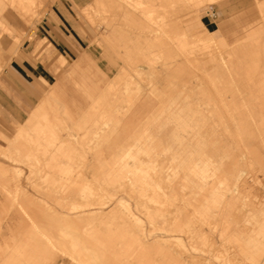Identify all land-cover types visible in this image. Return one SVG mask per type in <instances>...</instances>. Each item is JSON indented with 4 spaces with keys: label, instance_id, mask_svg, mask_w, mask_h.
Listing matches in <instances>:
<instances>
[{
    "label": "rangeland",
    "instance_id": "obj_1",
    "mask_svg": "<svg viewBox=\"0 0 264 264\" xmlns=\"http://www.w3.org/2000/svg\"><path fill=\"white\" fill-rule=\"evenodd\" d=\"M46 1H47V6L45 9V13L47 10H51V8L54 7V4L58 0H46ZM163 1L164 0H156L157 3H162V4H163ZM171 1H172V3H171ZM173 1H175V0H165L164 1L165 3L168 2V4H170L171 6H173L175 4L178 6V7L173 6V8L171 7L172 12L170 15L171 20L169 21L170 26H168V28L166 29V32H164V33L161 30H159L160 33H158V30H157L158 28L155 29L156 26L152 22H150V19L147 17L149 19V23H151L153 25V26H151L148 23L147 18L145 19V16H144V14L142 15V13H139V12L134 13L132 18H131L132 20L130 18H128L129 17L128 15L127 16L124 15V16H126L124 18H123V16H121L119 18L118 22H120V24H121L122 38L119 40L120 43L118 46H114L111 48L113 50H130V54H129L130 55V65L132 64L139 71V73L136 72V75L139 74L138 77L131 78V81L143 84L142 86H144V84L147 82V85L144 88L140 87L139 85H133V86L129 85V89L122 95V102L121 103H123L122 104L123 108H122V112H120V114H124L133 104H134L133 107H135V105L137 103H139L140 99L144 97L143 95L141 96L143 90L148 89L149 91L152 90L154 96L153 95H150V96L153 99L157 98L158 104L148 114V118H145V119L142 118L144 120H142L141 123L146 122V121H154V119L151 116L159 114L160 112H161V114L167 115L168 117L167 118L163 117L162 119H159L158 125H160V124L162 125L163 123H165V124H163L164 126H162V127L160 126V128H159V126L155 124V125H152V127L150 128L152 136H153V140L155 142L160 140L159 143L157 142L159 145L154 143L155 145H157V151L155 150L156 147L152 150L153 152L151 151L152 157L146 156V158H143L145 155L141 154L142 157L139 160V164H138V162L135 161L137 159H134V162H132L133 160L132 161L130 160V162H129V160H127L126 162L124 161L125 164H122V163H120V161H117V160L115 161L112 158V159H110L109 163H108V159L106 162L103 161L104 164H107L105 166L103 164L102 160L94 159L95 161H93V158L90 157L91 156L90 153L87 154L88 159L87 158L82 159L83 161L81 159L77 158L76 161L80 160V162L82 164L80 162L79 163L76 162L77 163L76 164L75 160H73V162L76 165L72 164V167L76 166L78 168V170H77L78 172H76L75 169L73 168L74 169V172L72 173L73 175H70L69 177L71 179L79 178L82 180L85 179V177H86V180L89 181L86 183H88L90 186H92L93 191L96 192V194H94L95 192H93L91 190L92 197L96 196L94 199L91 197V194L89 193L90 191L89 192L87 191L89 194L87 196V198L90 197V199H87V198H80L79 197L80 194H77L78 192L77 193L75 192L78 190H76L74 188H73L74 191L72 189H70L69 192H68L69 189L68 190L62 189V191L64 190V192L67 191L65 193L62 192L61 189H59V190L52 189L51 182H48L46 179L51 181V179L56 178L54 180L53 184H58L57 181L59 178L57 175L52 177V176L43 174L42 170H38L39 168H42V166L44 165L45 160L44 161L42 160L41 164H39L41 159H43V158H40L39 160H37V163L40 165V167L38 165H35V166L31 165L32 163L36 162L35 160H26L25 161V159H23L24 160L23 161L21 158H17L19 156H18V154H16L17 153L16 149H13V147L16 146V141H15L17 139L16 133L18 131L17 129L19 128V127L17 128V125H20V127H21L23 123L25 124V122H26L25 120L30 117V119L28 120V127L26 128V130L29 131L32 128V125L36 119V117H35V106L36 105L32 109H30L28 113L24 112L23 116H21L20 118H14L13 115L15 114V111L17 110V108L19 109V107H21L20 105H22V104H20V103L10 104L8 102H2V103L0 102V164L1 165L4 164V165L0 166V168H2L3 171L6 170L5 174H0V207H1V204H4L6 206L8 205L7 207L5 206L7 213H6V211L5 212L3 211L0 214L1 219H2L1 225H0V233L5 232V223L7 221L11 220L14 223V219L16 217H18V215L20 214V213L19 214L17 213L18 210L21 207H24L23 202L28 201L29 203H31L30 205H32V207L35 208V210L37 212L38 211L40 212V213L39 212L37 213L38 216H40L39 222L37 224V228L32 230L33 234H32L31 244H33V245L37 244L38 248L40 247L41 250L40 249L39 250L41 251V253L38 256H39V258H42V263H38L37 262V256H35L34 258L29 260V257L23 254L22 256H20L18 258L11 259L14 262L7 263V264H15V263L16 264H20V263L21 264L22 263L23 264H27V263L29 264L30 261L37 262L38 264H74V263L83 264L80 261V258H84V257H87L88 259H90V258L88 256H81L79 254L75 255L74 257L69 256L70 243L68 241V235L70 233L73 234L74 232H76V233L82 232V231H84L86 229H90V228L91 229L98 228L103 232L125 231L129 234H133L132 236H135L137 238L141 237L139 239L140 240L142 239V240L141 241L139 240V241L143 242V245L145 246V247H143V249L145 248V250L147 251V254L154 261L155 264L156 263L157 264H160V263L165 264L162 262H166V264H264V254H262L264 252H262L261 253L262 255H260V252L257 251L258 250L257 248H259V246L254 247L253 245H251V242H253V244H255V245L256 244L264 245V239H261L262 237H264V221H261V220H264V219H262V218H264V59L259 61L257 59V57L254 56V52L256 51L254 49V47L248 46V45H250V44H248V42H255V40H256L255 37H253L254 39L248 37V35L251 34L252 31H253L252 33L254 36L261 35L262 38H264V30H262V29H264V28H262V27H264V25H261V23H259L261 21H264V19L260 18V17L264 16V14H262V12H264V0H257V1L253 0L254 8H256V9H255V14L251 17L250 21L236 22V23L230 25V28H227L225 30L217 29V31H216L217 33H215L214 38L210 39V37L208 38V35H205V34L202 35V34L186 33L185 32L187 35L185 38V41L188 43L186 45V47L188 46V49L191 48L190 50H192L191 51V58L194 55L198 56L197 58H199V59L197 62H199L201 60V58L199 56L202 55L203 53L205 54L204 50H212L213 52L216 51L213 53V54H215V60H213L212 63H215L216 66H217V63L220 64V65L218 64L219 66H221V63H222V65H225V64H227V62H225L224 60L225 59L228 60L231 57L229 51L233 50V51H236L237 56L240 55L238 58H240V57L242 58V59L240 58V61H237V64H239L238 66H241V67L243 66V68H245V66H246L247 69L250 67V69H248L247 71H249V72L251 71V73H252L251 78L246 79V78H243L241 76H237L234 79H231V82L233 81V83H231L229 85V87H228V85H225V86L218 85V86L213 87L212 86L213 84L210 83V81L212 82V80L210 78H209V80H207L208 77H206V75H204L202 72V70L204 69V67H203L204 65L202 66V64L204 63L205 66L207 64V67L210 68L209 65H211V61H209V59L207 60L205 57H203L205 59L202 58L201 61H203V60H205V61H203V63L200 61L202 64L196 63L195 65L198 67L197 68L198 70H197V69H195L196 67L192 68V66L194 64H193V62L191 63V61H189L191 59L189 57L190 54L186 53V52H189L190 50H186L185 47H184L185 50H180V49H184V48H180L179 46L176 47L174 45V42H175L174 35L176 34V28L178 27V24H176L177 19H180L182 17L181 18V20H182L181 24L184 25L186 23L185 21L189 18V15L187 16V14H189L191 11H192V13H190L191 14L190 16H196V14H197V16H199L201 19L206 18V17H208L209 19H216V14L214 12L215 10L213 9V7H214L213 3H209L208 0H202L203 2L204 1L205 2L203 3L201 1L200 3H203L204 5L202 4L203 5L202 6L199 3V5H198L199 7L197 6V8H196L197 11L195 12L196 13L195 14V13H193L194 11L192 10V4L190 3L191 2L190 0H188L189 2L186 0V2L185 3L183 2V3L186 4L185 6L190 5L191 9L189 6H188L189 7L188 8V7L181 5V4H183L181 2V0H178L180 2L176 1L178 4L180 3L179 5ZM182 1H184V0H182ZM81 2L83 3L81 6H75L74 4L70 5L69 1H67V3L65 4V7H63L62 9L64 10L65 14H72V15L79 17V19L82 20V22H81L82 26H88V27H91L93 29V36L91 39V44H92V46H95V44H97L99 42V40H101L102 37H104V35L108 34L109 29H107V25L105 24L102 15L97 11L96 6L91 8V11H89V9L87 7L91 2L89 0H81ZM119 4L121 5V6H119L121 9L122 8L123 9L128 8V9L134 10V11L136 9L137 10L139 9V8L135 9L133 7H129L126 0H120ZM205 4H206V6H205ZM255 5H257L258 8ZM179 6H181V7H179ZM116 7L117 6L112 5V3H111L110 6L107 8L106 16L108 15L111 18L112 12L116 9ZM174 7H177V8H174ZM187 9H189V10H187ZM257 9H258V11H257ZM4 10H5V13L7 15L6 18L8 19L10 24L18 32H22L24 34V39L19 44L18 48L19 47L25 48V46L31 40L36 38L35 25L39 21H41V18L43 16L34 22H29L27 20V17L21 16L15 8L13 9V7H11L9 5H6ZM87 10L89 12H86ZM137 10H136V12H137ZM188 11H189V13H188ZM127 13L132 14V11H130V13L129 12H127ZM37 14H39V12L36 10L35 15H37ZM184 16H187L188 18H186ZM255 19L257 22L255 21ZM145 21H147V22H145ZM262 24H264V23H262ZM147 25L151 26L152 29L155 26L154 29L157 32L154 33L153 32L154 30H152L151 28H148V29H150L152 31H150V30L148 31ZM259 26H261V27H259ZM256 27H258L259 29L261 28V29L260 30L258 28L256 29ZM210 31H215V30H210ZM161 32L163 33L162 35H161ZM159 34L161 35V37L159 36ZM145 35H147V36H145ZM157 36H159L160 38H158ZM153 37H157V38H153ZM219 37L223 38L224 42L226 43V46L218 45L217 39ZM147 39H148V41H151V42L147 43L148 42ZM207 40H209L210 42H208ZM245 40H246V43H245ZM262 40H264V39H262ZM0 41H1V45L3 47L2 51L7 52L8 51L7 48L13 42V37L11 35H8V33L2 32V34L0 35ZM115 41H116L115 43L118 44L117 40H115ZM219 41H221V40H219ZM158 42L161 44V46H152V45H158L157 44ZM203 42L204 43L206 42L208 44V46L207 47L203 46V44H204ZM89 43L90 42L88 40H83V45H88ZM236 43L238 46L235 45ZM148 45H149V47H148ZM51 47H52L51 44H49V42L47 40L41 39L38 41V44H37V47L35 50H39V54H40V53H42V50H51ZM225 49L226 50L228 49V50L225 51ZM251 49L252 50L254 49L255 51L253 52ZM161 50L164 54H167L166 51H168L167 56L173 57L176 55L175 61H173V63H176V64L177 63L179 64V62L182 63L181 60H183V58L188 55L187 57L190 59H188V58L184 59V60H186L185 63H183V67L185 68V70L183 69L182 73L181 72L179 73L180 75L179 74L173 75L174 70H172V68H170L167 64H165L164 60L162 61L163 64L161 63L160 60L163 59L162 57H159V59L157 57V61H155V64H154L155 67L153 70L148 71L145 69V66L147 68V61H146L147 57L149 58V56L151 54L156 53V51L160 52V56H161ZM241 50H243V52H241ZM262 50H264V49H262ZM18 51L19 50H16V52L11 56V58L9 59L7 64L3 67L2 71L0 72V82H1V78L4 76L6 69L9 68L11 60L13 58H15ZM153 51H155V52H153ZM218 51H221V52H218ZM238 51H239V53L240 52L241 53L239 54ZM176 52L177 53L179 52L178 53L179 56L176 54ZM227 52L229 54H227ZM248 52L252 53V55L251 54L249 55ZM196 53H198V54H196ZM157 54L159 55V53H157ZM192 54H194V55H192ZM234 54L235 53H232V56ZM262 54H264V53H262ZM262 54H260V55L262 58H264V55H262ZM222 55H224V56H223V58L222 57L221 58L224 60H222L220 58V56H222ZM228 55H230V56L227 57ZM182 56H184V57H182ZM204 56H206V55H204ZM172 57H171V60H174V58H172ZM187 59H188V63H187ZM220 59L222 61H220ZM184 60H183V62H184ZM242 61H243V63H242ZM250 61H251V63H250ZM2 63L3 62L0 60V70H1ZM189 64H191L192 66ZM240 64H243V65H240ZM130 65H129V67H131ZM202 67H203V69H202ZM207 67H205V69ZM199 68H200V70H199ZM205 69L203 71H205ZM207 70L208 69H206L205 74H207ZM209 71H210V69L208 70V72ZM240 71H241V69H239V72ZM121 74H124L125 76L128 75L127 73H124V71H122L119 75L116 76V79L119 81L122 80L119 78V76ZM240 78H243V79H240ZM222 80H224V78H220V79L216 80L215 82H219V84H221ZM124 81H128L131 84V81L127 80V77L124 78ZM184 82H186V84H188L187 87H186V84ZM222 82H224V81H222ZM10 83H11V80H6L7 86L6 85L0 86V88L4 87L2 90L5 91L6 94H9ZM189 84L191 87H189ZM246 84H248V85L246 86ZM104 88L106 89V91H104V94H105L104 98H106V94H108L107 95L108 99L107 98L106 99L110 101L112 99V95L110 93L112 91L113 86L104 87ZM136 88L138 89L139 93H136ZM223 88L226 90V93H228V94H229V92H227L228 89L232 88L231 89L232 91L230 90L231 94H229V96H228L229 98L228 97L226 98L225 95L223 94V92L222 93L219 92V90L223 89ZM50 89H51L50 87H47L46 91L44 92V96H43V99L45 100V105L47 104V106L50 104L53 105L55 103L52 100V97L48 98L49 96H51V93H50L51 90ZM107 89L110 92H108ZM220 91H222V90H220ZM240 91H243V92H240ZM217 93H219V94H217ZM0 96H1V93H0ZM140 96H141V98H139ZM45 97L48 100L45 99ZM168 98L169 99L178 98V102L175 104L174 103L170 104L168 102ZM87 99H88L87 100L88 102H86V104H89L91 101L89 98H87ZM222 99H224V102L222 101ZM229 99L230 100L233 99V100L230 101ZM50 101L53 103H51ZM55 104H57V103H55ZM225 105L226 106L227 105L228 106H236L238 108H236L235 110H226L224 108ZM208 106H210L212 109L211 110L206 109V108H210ZM244 106H249L250 109L246 110L244 108ZM161 107H164L163 111L160 110ZM178 108H181V110ZM63 112H64V115L63 114L58 115V113H61V112H59V111H58V113L56 112L55 113L56 114L55 120L60 119L59 121L62 124L61 126H65L63 124L67 123V122H68V124H70L72 121L75 120V123H76L75 127L69 126V127H67V129L71 128L72 131L76 130L78 132V135L82 134V130H83V132L84 131L85 132L90 131L92 133L93 130H97V132H98V130H100V129L101 130L99 131L100 132L99 134H101V133L103 134L102 130L107 131L109 128H111V126H109L110 120H108L110 117H106L107 122L109 123V124L107 123L108 126H106V124L105 125L104 124L93 125L92 123H90L92 121L91 120L92 118L90 117V119H87L88 121L89 120L90 121L89 122L87 121L85 123V125L83 124L84 126L82 127V126L78 125V124H81L82 120L84 119V118L80 117V116H83L82 111H80V110H69L68 112L62 111V113ZM184 114H185V116L187 115L185 118L184 117L182 118V120H184V122H185V125H186V123H187V125H189V121H190V125L192 124V127H194V130H192V127H190V126L188 127L186 125L187 129L185 128L186 126L185 127L180 126L181 130L184 128L186 131L183 129V131L179 130L180 131L179 132L178 131L179 126L177 127L176 125H174L175 123L173 124V122H175V121H172V120L175 119L174 118L175 115H184ZM211 114L212 115H220V116H222V118H216V119L209 118L208 116H210ZM230 114L234 115L233 119L228 117V115H230ZM249 114H250V116H248ZM49 115L51 116V113ZM62 115H63V117H62ZM71 115L75 116L77 119H71L73 117ZM78 115H79V118H78ZM192 115H194V116H192ZM201 115L205 116V117H202L205 120H203L201 118V120L203 122H205V124H204L203 128H202V126L197 128L196 126H194V124H195L194 121L201 123L202 121H200V119H199L201 117ZM60 116H61V118H60ZM64 116L68 117L69 119H67ZM70 116H71V118H70ZM190 116H192V117H190ZM75 117H73V118H75ZM189 117H190V120L187 121L189 119ZM65 118L68 121L67 120L63 121V119L65 120ZM165 118H166V120H165ZM121 119L124 120V118H121ZM197 119H199V121ZM30 121H33V122L30 123ZM163 121H166V122H163ZM191 121H193V122H191ZM214 121L227 122V124H231V122L234 121L236 123H241V124L242 123H248L250 126L249 127H239V128L230 127V126H228L227 128L214 127L212 125L213 124L212 122H214ZM168 123H169V125H168ZM15 124H17V125L15 126ZM58 124H60V123H58ZM58 124L56 126L61 127ZM205 125H206V128H205ZM156 126H158V127H156ZM58 127H56V128H58ZM195 127H196V129H195ZM15 128H17V129H15ZM62 128L64 130L66 129V127H62ZM62 128L57 129V131H58L57 135L59 134L58 137L60 135L61 136L63 135L62 137L65 136V131L67 129L65 131L60 130ZM84 128H85V130H84ZM174 128H176L178 132H176V129H174ZM118 129H119V127H118ZM142 129H144V128L136 127L133 130V132L131 133V135H129L126 140H128V141L134 140L136 138L135 135L138 136L136 133L137 130H142ZM198 129H199V131L204 132V135L209 139V145L208 144H206V146L204 145L203 148L205 147L204 148L205 150L204 149L203 150L206 152L208 151L207 152L208 154L211 152V154H209V155H211L212 159H214L216 162H219L221 160V162H222L221 166L222 167L220 166L219 171L220 172L222 171L221 168H224L227 170L226 174L223 171L221 172L222 173L221 175H224V177H222V179L226 178V183H228L231 186V188L233 186V189H231L232 191L231 190L224 191L225 198L233 201V204H232L233 207L231 206L230 209L228 211H226L227 214L225 216H223V218H222V220H225L224 218H226V216H227L226 219L228 221L225 220L226 221L225 223L227 224V226H222V224L220 223L221 214L223 213L222 210L224 209V207H222V206H224V205L220 204L219 206H221V207H219L218 205L214 206V209H212V210H214L213 211L214 214L210 213L211 215L206 216L204 218V221L200 218V216L197 213H195L193 211L196 209L201 210V208L198 206H194L196 208V209H194L193 204L196 201H198V202H202V200L204 201L205 197L207 195L211 194V192L205 190L203 192H200L201 194L202 193H204V194H202V196H199L200 193L198 192V190L194 191V189H191V188H195L197 185H200V184L201 185L203 184V186L210 185V184L221 185V182L218 181L217 176L206 175V178H204L205 181H202V183H201L198 181L196 176H195V178H194V176L193 177L190 176L192 173L191 174L186 173V171L190 172V167H194L193 162L196 163V161H197V159L195 158L196 157L195 153H197V151L199 150V147L197 148V151H196L195 145H197V144L194 143V142H196V140H194V139H195V136H197L195 130H198ZM15 130H16V133L14 132ZM172 130H173V132L175 131L177 134H181L183 136V138H185L186 136L188 138V136H189L190 140H188L187 138L186 139L190 143L188 144L187 143L188 141H186V139H183L184 140L183 142L186 141L185 142L186 144L183 143V144H178L176 146L177 143L175 142L176 141L175 136L177 134L175 132L173 133ZM227 130H228V134H227ZM236 130L252 131L253 132V133L249 134L250 141H251V144L249 146L245 145V144L240 145L241 144L240 142H237V144H236V141H233L234 139L231 140L232 138L230 137V135H233L232 132L236 131ZM170 131H171V133H173L174 135L176 134V135L174 136L173 134L169 133ZM184 131L186 134L183 133ZM188 131L191 133H189ZM193 131H195V135L193 134ZM214 131H221V133H222V134H220L221 139L222 138L224 139V140L222 139L223 141L219 142L220 145L218 147L217 146L214 147V144H213L214 136H219V134H214L213 133ZM258 132H260V133H258ZM91 133L88 134V135H90V137H92V138H89V139H91V142H90V140L88 142L90 144H92V140L94 138H96L95 136L98 134L97 133L95 135V134H93V133L91 134ZM166 133L169 135V137H170V135H172L171 136L172 140L175 139V141L173 142L170 138L168 139ZM206 133L208 136L206 135ZM224 133H226V134H224ZM99 134L97 136H99ZM13 136H14V138H13ZM105 136H108V135L106 134ZM211 136H212V139H211ZM227 136H228V138H227ZM123 137H124V135H121V133H111V134L109 133V136L106 138L109 140H117V139L122 140ZM166 138L168 141L166 140ZM191 138H192V140H191ZM229 138H230V140H229ZM60 139H63V138H60ZM155 139H157V141ZM229 141H231V143H229V145H228L227 142H229ZM232 141H233V143H232ZM174 143H176L175 146H174ZM167 144H169V145H167ZM192 144H194V145H192ZM130 145L131 144L123 142L122 145L117 146V145H113V143H111L110 141H107V140L102 143V146H104V147H107V148L113 147L114 149H118V150L120 148L121 151L126 149ZM184 145H186V146L184 147ZM243 145L245 146L244 148H243ZM31 146H33L32 143H27V147H28L29 151H33ZM115 146H117V147L115 148ZM158 146L163 149L162 152H160V153L163 156L166 154L165 155L166 158L159 156L160 154L158 151H161V149ZM164 146H166V148H164ZM180 146L182 147V149ZM192 146H194V147H192ZM29 147H31V148H29ZM183 147L184 148L187 147L189 149V150L187 149L189 152L186 153L187 151ZM158 148H159V150H158ZM168 148L171 151H172V149H174V150L177 149L176 150L177 152L174 150L172 152H170V150ZM168 150H169V152H168ZM178 150H179V152H178ZM181 150H185L186 152L181 151ZM192 150H194V153L192 152ZM245 150L247 153L245 152ZM163 151H165V154ZM248 151H250V156L248 154ZM13 152H15V153H13ZM114 152H115V150H114ZM156 152H157V154H154ZM167 152H168V154H167ZM171 153H174V154L179 153L183 156V158L182 159H179V158L172 159V160H175V161H172L171 158L169 157L170 155H172ZM189 153L192 155L195 154L194 155L195 157H192V155H190ZM245 154H247L248 156H246ZM188 155H189V158H187ZM153 156H155L156 159L157 158L158 159L156 160L155 157H153ZM184 156H185V159H187V160L184 159ZM221 156H222V158H221ZM149 157L151 159H148ZM163 158H165V159H163ZM142 159L146 162L149 161V164L147 163L149 166L151 165V163L152 164L155 163V165L153 164L154 166H156L155 170L153 169L154 166H152V165H151V167H153V168L151 170H150L151 167L149 168L148 165L143 166V165H146V162H144L145 163L144 164L142 162L143 161ZM178 159L181 161H184L185 163L184 162L183 163L185 165L183 163H181V166H180L179 163L181 161L179 162ZM188 160H192V161H188ZM28 161H30V164ZM31 161H32V163H31ZM186 161H188L190 163H188ZM23 162L24 163L28 162V163L24 164ZM140 162H142V164ZM172 162L174 164H178L177 166L179 167V168L177 166L174 167V169L178 170V172H179V174L174 173V177H175V175H179V177H180V178L178 177L179 179H176L178 181L177 182L178 184H176V186L172 182V181H175V179L174 180L170 179V177L173 175V173H172V175L171 174L169 175L170 177L169 176L167 177V175L164 176V174L160 172V170H162V167H164L163 164H165L167 166L168 164H170ZM175 162H177V163H175ZM191 162L193 164H191ZM42 163H43V165H42ZM130 163L132 164V166H134V164H135L137 166L142 165L143 167L148 168L150 171L149 179L151 178L152 181L154 179V183H156V184L158 183L159 185L163 186L164 182H162V181H164V180H162V179L164 177H165L164 179H167L169 181H165V185H164L163 189L157 188V189H155V191H152L149 189H146V191H145V189L137 188V187H140L139 183H135L136 187H135V184L132 187L133 182H131L129 179V178H131V175L128 171H125V168L130 169L132 167ZM186 163L188 165H186ZM87 164L89 166H87ZM114 164H116L117 166ZM120 164H122L124 167H122V165L120 166ZM127 164H129L131 167H129V165H127ZM29 165H31V166H29ZM85 165L88 167V168H86L87 171H85V169H84L86 167ZM94 165H96L97 168H95V170H97L98 172L92 171V173H96V174L99 173V174H97L98 177L95 174H92L90 171L91 168L94 169V167H95ZM103 165H104V167H103ZM109 165H111V166H109ZM142 166H140V167H142ZM188 166H190V167L187 168ZM34 167L37 170H35ZM120 167H122L123 169L122 168L120 169ZM180 167H181V169L182 168L184 169V172H183V169H182V171L180 170ZM81 168H83L84 170ZM158 168H159V170H158ZM80 169L82 172L80 171ZM186 169H189V170H186ZM34 170H35L36 174H35V172H33ZM113 170H115V171H113ZM109 171H113L114 175L112 178H110V180H107V179H105V178H107L106 173ZM85 172H86V174H85L86 176L84 177L83 174ZM158 172H160L161 174ZM180 172H182V173H180ZM6 173H7V175H6ZM74 173H75V175H74ZM153 173L155 174V177L152 176ZM76 174L78 176H76ZM181 174L184 177L186 175L185 179L187 178V182H185L186 180L184 179L183 176H181ZM91 175H95V176H91ZM192 175H194V174H192ZM156 176L160 177L158 179L162 180V181L160 180L162 184L159 183ZM161 176H163V177H161ZM188 177L191 178L192 181L188 182V179H189ZM175 178H177V176ZM181 178H183V179H181ZM149 179L146 181L147 184L146 183L143 184L145 187H149V185H151V187H152L153 182H148V181H150ZM155 179H157V180H155ZM126 180L127 181L129 180V182H131V183L130 184H129V182L126 183L127 182ZM131 180H132V178H131ZM74 181H75V179H74ZM74 181L73 182L67 181V184L71 183V185L73 187H74V185L77 186L80 184V182L76 181V182H78V184H76ZM107 182L108 183L112 182V183L108 184ZM183 182H185V184L188 183V185L186 184V186H185V184ZM114 183L116 185V188L114 187L115 189L113 187L111 188V186H114L113 185ZM166 183L171 184V185H166ZM189 183H190V185H189ZM5 184H6L7 188L2 187L3 185L5 186ZM179 184L181 186L183 185L185 187L182 189V187L178 186ZM155 185H154V187H156ZM94 186L97 187V189H95ZM177 186L180 187L179 188L180 192L183 190V193L182 192L181 193L184 196H181L179 190L177 189ZM234 186H235V189H234ZM121 187H122V189H121ZM129 187H131L132 189L130 188L131 189L130 190ZM166 187L168 189H166ZM175 187H176V190L173 191L171 188L174 189ZM208 187L205 186V188H208ZM118 188H120V189H118ZM123 188H124V190H123ZM133 188L135 189V191ZM136 189L142 190L141 194H140V190H136ZM159 190H161V191H159ZM168 190H172L173 192L168 191ZM184 190L188 191V192H184ZM7 191H8V193H5ZM147 191H149L150 193ZM190 191H192V192H190ZM164 192H166V193H164ZM175 192L179 196V199H177V198L175 199L176 201L172 197L173 193L175 194ZM75 193H76V196H75ZM85 193L86 192H84V194ZM144 193H146V194H144ZM159 193L161 195H163V193H164L165 196L167 195L168 199L170 198L172 200V202L173 201L174 202L173 203L165 202V205H164L163 201H162V203H160L159 201L154 202L153 199L151 200V198L147 197V194H149V195H160ZM197 194H198V196H196V197L197 198L199 197L198 199L194 197ZM66 195H70V196H67L68 197L67 198V197H65ZM86 195H87V193H86ZM192 195H194V196H192ZM204 195H205V197L202 198ZM181 197H182V199H184V202H183V200H181ZM24 198H26V199H24ZM95 199L99 200V201H96ZM158 199L159 200H161V199L165 200L164 198H158ZM6 200H8V201H6ZM85 200H88V202ZM93 200H94V202H93ZM80 201L83 204L79 203ZM186 201L188 202V204H186ZM190 201H191V203L193 201L194 202L189 205ZM3 202H5L6 204ZM84 202H85V204L87 202V204L84 205ZM95 202H97V203L99 202V203L94 204ZM91 203H93V205ZM167 203L169 204V206L166 205ZM174 203H175V205L176 204L177 205L175 206ZM80 204H82L83 206ZM156 204L158 206H156ZM184 204H186V205H184ZM160 206H162V207H160ZM171 206L173 208H171ZM219 208H220V210H219ZM29 210H31V207L29 208ZM20 212H22V211H20ZM179 212H186L187 213L186 215H188V216L191 215V217H192L191 224L189 225V228H188L189 230L191 228V230L187 234L185 232L183 233L181 231L178 232L176 230L170 229L172 227V223H170V220L173 218V216H176V215L178 216ZM73 214L75 216H73ZM76 214H78L79 217L76 216ZM127 214H129V215H127ZM102 216H103V218H102ZM68 217H69V219L71 217L72 219H70V220H72L74 222H72V221L69 222ZM76 217H77V219H76ZM100 217H101V219H100ZM194 218H196V219H194ZM65 219H67V221H65ZM208 221H210V222H208ZM192 223H193V225H192ZM25 224L23 225L24 226L23 230L27 231L26 229L28 228V226H26ZM150 224H152V225H150ZM153 225H154V227H153ZM154 231H155V233H154ZM257 232L258 233L262 232V233H260V236H259V234ZM232 234H234V235H232ZM248 234H250V236H253V240H251V238ZM66 235H67V239H66ZM190 235H194V237H191ZM231 235L234 238L230 237ZM261 235H262V237H261ZM247 236H249V238H250L249 241H250V245H251L252 249L250 250V246H249V249L245 252V251H243V249L246 250L248 248V246L247 247L244 246V244H246L245 242L248 239ZM254 237H255V239H257V238L259 239L261 237L259 240H262L261 241L262 243H260L258 240H256V242L258 241L257 243H254V241H255ZM153 239H154V242H153ZM241 242L243 243V246H242L243 249H242V247H240ZM146 246H147V248H146ZM244 247H246V249ZM112 248L116 249L115 247H112ZM260 249L264 250V247H262ZM76 251L79 252V251H84V250L82 248L78 247L76 249ZM150 251H151V253H150ZM255 251H257V253H255ZM50 254H52V255H50ZM49 255L52 258L51 260H49V258H50ZM252 255H253V257H252ZM113 256L110 258V260L97 261V264H123V262H125L126 264H129V263L133 264L134 263L133 261H131L130 257H126L124 255H118V256L113 255ZM119 257L122 259H120ZM18 260H20V261L18 262ZM84 264H86V262Z\"/></svg>",
    "mask_w": 264,
    "mask_h": 264
},
{
    "label": "bare ground",
    "instance_id": "obj_2",
    "mask_svg": "<svg viewBox=\"0 0 264 264\" xmlns=\"http://www.w3.org/2000/svg\"><path fill=\"white\" fill-rule=\"evenodd\" d=\"M23 1H25V3H27L26 2V0H23ZM44 1V0H43ZM139 1V0H138ZM145 0H143V2H144ZM165 1V0H164ZM163 1V4L165 3ZM180 2V1H178V0H175V1H173V2H175V3H177V2ZM188 1V0H187ZM191 2V4H192V10L194 11L193 13H195L196 11H197V6L199 5V3L202 1V0H190ZM218 1H220V0H208V2L209 3H216V2H218ZM257 1V0H256ZM7 2H9L10 4H15V2H14V0H7ZM17 2H19V0L17 1ZM152 2H154V0L152 1ZM181 2L183 3H185L186 2V0H184V1H182L181 0ZM189 2V1H188ZM203 2V1H202ZM205 2V1H204ZM203 2V3H204ZM207 2V1H206ZM207 2V3H208ZM20 3L21 4H19L20 5V7H21V5L23 6V4H25V3H22V1L20 0ZM146 3H149L148 1H146V2H144V4L146 5ZM157 3V2H156ZM155 2L154 3H152V5L154 6V4H156ZM168 3V2H167ZM171 3H172V1H171ZM181 4V5H183V6H185L186 4ZM203 3H200L201 5L203 4ZM208 3V4H209ZM31 4V5H30ZM30 4H29V2H28V4L27 5H30L29 7L27 6V7H23V8H19V6H18V8L20 9V11H23L25 14H31V12H32V10H34V7H32V4H33V2L31 3V1H30ZM44 4H47V2L46 3H44ZM135 4H137V3H135ZM162 4V5H163ZM178 4V3H177ZM180 4V3H179ZM178 4V5H179ZM40 5H41V3H40ZM139 5V4H138ZM152 5H150V4H148V7L146 6V7H137V5H136V7H133V8H139L138 10H137V12H139V13H142V15L144 14V16H145V19L148 17L149 19H150V22H152L155 26H156V28H155V26H154V28L155 29H157L158 30V33H160L159 32V30H161L163 33L164 32H166V29L168 28V26H170V23L168 22V19L165 21V19L163 20V18H160L161 16H160V14H157L158 16H160L159 18H153L152 16H153V14H154V8L153 7H151ZM200 5V6H201ZM204 5V4H203ZM202 5V6H203ZM17 5H15V7H16ZM25 6V5H24ZM36 6V5H35ZM47 5H45V7H46ZM134 6V5H133ZM156 6H157V4H156ZM168 6V5H167ZM171 6V5H170ZM173 6H177L176 4L175 5H173ZM173 6H171L172 8H173ZM182 6V7H183ZM189 7H190V5H188ZM188 6H185V7H188ZM205 6H206V4H205ZM255 6H257V5H255ZM12 7V6H11ZM14 7V6H13ZM33 9H32V8ZM162 7V6H161ZM164 8L162 9L161 8V11L160 10H157V11H160V13L162 14V16H165L169 11H167V10H169L168 8H167V10L165 9V6H163ZM178 7V6H177ZM177 7H174V8H177ZM179 7H181V6H179ZM188 7V8H189ZM199 7V6H198ZM172 8H170V9H172ZM257 8H258V6H257ZM14 9V8H13ZM35 9L37 10V8L35 7ZM156 9V8H155ZM157 9H160V6L157 8ZM183 9V8H182ZM185 9V8H184ZM190 9H191V7H190ZM199 9V8H198ZM256 9V8H255ZM17 10V9H16ZM136 10H135V12H136ZM187 10H189V9H187ZM262 10V9H261ZM44 11V10H43ZM134 11V10H133ZM132 11V14H134L135 12H133ZM156 11V10H155ZM257 11H258V9H257ZM34 12H35V10H34ZM136 12V13H137ZM16 13V12H15ZM33 13V12H32ZM157 13V12H156ZM188 13H189V11H188ZM190 13H192V11L190 12ZM187 14V16L189 15V17H190V15L191 14ZM198 13V12H197ZM196 14V13H195ZM262 14H264V12H262ZM31 15H33V14H31ZM40 15V14H39ZM168 15V14H167ZM258 15V14H257ZM261 15V14H260ZM21 16H27V15H21ZM29 16V15H28ZM36 16V15H35ZM187 16H184V17H186V18H188ZM196 16H197V14H196ZM181 17V16H180ZM179 17V18H180ZM258 17V16H257ZM147 18V20H148V23H149V19ZM166 18V17H165ZM182 18V17H181ZM181 18L180 19H177V21H176V24H178V27L176 28V34L174 35V37H175V42H174V45L176 46V47H180V48H186V50H190L191 48H189L188 49V46L186 47V45L188 44L186 41H185V38H186V31L182 28V26H181V22H182V20H181ZM255 18V17H254ZM261 19H264V16H262V17H260ZM27 19H30V17H27ZM34 19V18H33ZM33 19H32V21H33ZM35 20V19H34ZM258 20V19H257ZM255 21H256V19H255ZM261 21V20H260ZM145 22H147V21H145ZM257 22V21H256ZM0 23H2L1 21H0ZM259 23H261V25H264V24H262V23H264V21H261V22H259ZM151 26H153L151 23H149ZM246 25V24H245ZM244 25V26H245ZM28 26V25H27ZM149 25H147V29L148 28H151V26H149ZM258 26V25H257ZM259 27H261V26H259ZM152 29V30H154L153 32L155 33V32H157V31H155V29ZM244 28V27H243ZM258 27H256V29H257ZM262 28H264V27H262ZM2 29V28H1ZM0 29V30H1ZM3 29H4V27H3ZM6 29V28H5ZM4 29V30H5ZM196 29V28H195ZM246 29V28H245ZM255 29V30H256ZM259 29V28H258ZM261 29V28H260ZM259 29V30H260ZM4 30H2V31H4ZM9 30V29H8ZM150 29H148V31H149ZM152 30H150V31H152ZM193 30V29H192ZM204 30H206L207 31V34H208V29L205 27V29ZM258 30V31H259ZM262 30H264V29H262ZM145 31V30H144ZM147 31V32H148ZM8 32H11V30L10 31H8ZM7 32V33H8ZM161 32V35L163 34ZM186 32V33H185ZM253 32V31H252ZM251 32V34H249L248 35V37L249 38H253V37H255V42H248V44H250V45H248V46H253L254 47V49L256 50H252L253 52H254V56H256L257 57V59L259 60V61H261L262 59H264V58H262L261 57V55L260 54H262V53H264V50H262V49H264V40H262V39H264V38H262V36L261 35H257V36H254L253 35V33ZM257 33V32H256ZM260 33V32H259ZM13 34H14V32H13ZM13 34H12V36H13ZM196 34V33H195ZM8 35H10L9 33H8ZM15 35V34H14ZM18 35V34H17ZM155 35V34H154ZM157 35V34H156ZM161 35L159 34V36L161 37ZM210 35V34H209ZM16 36V35H15ZM22 36H24V35H22ZM27 36V35H26ZM145 36H147V35H145ZM159 36H157L158 38H160ZM157 37H153V38H157ZM20 39L19 40H22L21 38L22 37H19ZM209 38V37H208ZM17 39V38H16ZM210 39H211V37H210ZM254 39V38H253ZM14 40V39H13ZM154 40V39H153ZM202 40V39H201ZM204 40V39H203ZM247 40V39H246ZM246 40H245V43H246ZM147 41H148V39H147ZM208 42H210L209 40H207ZM17 42V41H16ZM21 42V41H20ZM149 42H151V41H148L147 43H149ZM201 42V41H200ZM204 43V42H203ZM239 43V42H238ZM242 43V42H241ZM244 43V42H243ZM19 44V43H18ZM158 45H152V46H161V44L158 42L157 43ZM196 44V43H195ZM215 44V43H214ZM17 45V44H16ZM200 45V44H199ZM202 45V44H201ZM218 45H223V46H226V43L224 42V41H218ZM235 45H237V43L235 44ZM151 46V45H150ZM203 46H208V44L205 42L204 44H203ZM238 46V45H237ZM247 46V45H246ZM16 47V46H15ZM148 47H149V45H148ZM196 47V46H195ZM199 47V46H198ZM218 47V46H217ZM14 48V47H13ZM185 48L184 49H180V50H185ZM249 48V47H248ZM245 49V48H244ZM221 50V49H220ZM228 50V49H227ZM226 49H225V51H227ZM11 51V50H10ZM191 51L192 50H190L189 52H186V53H189L190 54V58H191ZM223 51V50H222ZM224 51V52H225ZM153 52H155V51H153ZM152 52V53H153ZM167 52V54H164L163 52H162V50H161V56H160V52H158V51H156V53H154V54H151L150 56H149V58L147 57V70L148 71H151V70H153L154 69V64H155V61H157V57H158V59H159V57H162L161 59L162 60H160L161 61V63H162V61L164 60V63L165 64H167L170 68H172V70H174V74L173 75H177V74H179L180 72L182 73V71H183V69L185 70V68L183 67V63H185V61L186 60H184L185 58H188L187 56L186 57H184V56H182V57H184L183 58V60H184V62H183V60H181L182 61V63L181 62H179V64L177 63H173V61H175V56H167L168 55V51H166ZM170 52V51H169ZM196 52V51H195ZM204 52H205V54L204 55H206V56H204L203 54V56L202 55H200L199 57L201 58V60H202V58L203 57H205L207 60L209 59V61H211V65H209L210 66V68H208L207 67V64H206V66H205V64L203 63V61H205V60H203V61H199V62H197L198 61V59L199 58H197L198 56H196V55H194V54H192V55H194V56H192V58L190 59V58H188V59H190L189 61H191V63L193 62V66L191 65V64H189V65H191L192 66V68L194 67H196L195 69H197L198 67L195 65L196 63H201L202 64V66L204 67V69H205V67H207L206 69H210V71L208 72V70H207V74H205L206 72V69H205V71H203L204 69H203V67H202V72H203V74L204 75H206V77H208L207 78V80H209V78L212 80V82L210 81V83L211 84H213L212 86L214 87V86H218V85H223V86H225V85H228V87H229V85L231 84V83H233V81L231 82V79H234L235 77H237V76H241V77H243V78H246V79H249V78H251L252 76V73H251V71L249 72V71H247L248 69H250V67L247 69L246 68V66H245V68H243V66L241 67V66H238L239 64H237V61H240V58H238L240 55V53L241 52H243V50H241V52L239 53V51H238V55L239 56H237V53H236V51H233V50H230L229 51V53H230V55H231V57L228 59V60H224V59H222L223 58V56L224 55H222V56H220V58L222 59V60H224L225 62H227V64H225V65H222V63H221V66H219L220 64L219 63H217V66L215 65V63H212V61L213 60H215V54H213L214 52H216V51H212V50H204ZM218 52H221V51H218ZM217 52V53H218ZM250 52V51H249ZM248 52V53H249ZM12 53H13V51H12ZM157 53H159V55L157 54ZM179 53V52H178ZM178 53L176 52V54L178 55ZM181 53V52H180ZM193 53V52H192ZM216 53V54H217ZM228 52H227V54H229ZM232 53H235L233 56H232ZM196 54H198V53H196ZM222 54V53H221ZM224 54V53H223ZM226 54V53H225ZM245 54V53H244ZM247 54V53H246ZM252 55V53H249V55ZM158 55V56H157ZM182 55V54H181ZM218 55V54H217ZM216 55V56H217ZM230 55H228L227 57H229ZM262 55H264V54H262ZM156 56V57H155ZM179 56V55H178ZM202 56V57H201ZM219 56V55H218ZM217 56V57H218ZM242 56V55H241ZM245 56V55H244ZM253 56V57H254ZM62 57V56H61ZM170 57V58H169ZM171 57L172 58H174V60H171ZM181 57V58H182ZM208 57V58H207ZM216 57V58H217ZM10 58V57H9ZM205 58H203V59H205ZM219 58V57H218ZM217 58V59H218ZM246 58V57H245ZM188 59H187V63H188ZM220 59V61H222ZM242 59V58H241ZM249 59V58H248ZM252 59V58H251ZM60 60V59H59ZM180 60V59H179ZM58 62V61H57ZM60 62V61H59ZM62 62H63V60H62ZM61 62V63H62ZM218 62V61H217ZM181 63V64H180ZM186 63V64H187ZM241 63V62H240ZM242 63H243V61H242ZM250 63H251V61H250ZM157 64V63H156ZM163 64V63H162ZM185 64V65H186ZM197 64V65H198ZM200 64V65H201ZM219 64V65H218ZM173 65V66H172ZM240 65H243V64H240ZM51 66V65H50ZM53 66V65H52ZM250 66V65H249ZM240 67V68H239ZM243 68V69H242ZM239 69H241V71L239 72ZM54 70V69H53ZM198 70V69H197ZM199 70H200V68H199ZM217 70V71H216ZM196 71V70H195ZM66 72V71H65ZM197 72V71H196ZM199 72V71H198ZM67 73V72H66ZM68 74V73H67ZM199 74V73H198ZM180 75V74H179ZM203 75V76H204ZM70 76V75H69ZM125 77H127V76H125L124 74H121L120 76H119V78L120 79H122L119 83H121V84H119V87H121V91L119 90L120 88H118V84L116 83V85H115V87H116V89L115 88H113L114 89V91L112 92V93H110V94H116L115 95V97H119V95H120V98H118V100H119V103L120 102H122V95L129 89V85H130V82H128V81H124V78ZM261 77V76H260ZM72 78H73V75H72ZM220 78H224V80H222V81H224V82H222L221 81V84H219V82H215L216 80H218V79H220ZM243 78H240V79H243ZM75 79V78H74ZM76 81V80H75ZM243 81V80H242ZM241 81V82H242ZM123 82V83H122ZM187 82V81H186ZM186 82H184L185 84H186ZM246 82V81H245ZM192 83V82H191ZM190 83V84H191ZM77 84H79V82L77 83ZM190 84H189V87H191L190 86ZM244 84V83H243ZM242 84V85H243ZM249 84V83H248ZM248 84H246V86L248 85ZM80 85V84H79ZM78 85V86H79ZM106 85V84H105ZM187 85L188 84H186V87H187ZM77 86V87H78ZM81 86V85H80ZM185 86V85H184ZM114 87V86H113ZM243 87V86H242ZM104 88V87H103ZM79 89H83V91L84 90H86L85 88H79ZM102 89V88H101ZM109 89V88H108ZM108 89H107V91H108ZM112 89V90H113ZM227 89V88H226ZM232 89V88H231ZM231 89H228V91L227 92H229V94H231L230 92L232 91ZM220 90H222V91H220ZM219 90V92H223V94L225 95V97L227 98L228 96H229V94L228 93H226V90L223 88V89H220ZM225 90V91H224ZM231 90V91H230ZM103 91V90H102ZM50 92V91H49ZM86 92H87V90H86ZM108 92H110V91H108ZM120 92V93H119ZM149 92H151V94H153V92H152V90H150ZM198 92V91H197ZM240 92H243V91H240ZM245 92V91H244ZM51 96H49L48 98H50V97H52V100L55 102V103H57V104H53V105H48L49 107H50V109H49V107H48V109L46 108L47 107V104L44 106V104H43V102H42V106H44L45 108H40V109H42L43 111H41L40 113L39 112H36L35 113V117H36V119H35V122L33 123V125H32V128L29 130V131H27L26 130V128L28 127V120H27V122H25V124L23 125L22 124V126L20 127V125H17V124H15V126L17 125V128H15V129H17L18 131H17V133H16V130L14 131L15 133H16V137H17V139L15 140L16 141V146L15 147H13V149H16V154H18V156L19 157H17V158H21L22 160L23 159H25V161L26 160H35L36 162V164L35 163H32V161H31V165H33V166H35V165H38L39 167H40V165L39 164H41V162H42V160L44 161L45 160V162H44V165H43V163H42V168H39L38 170H42L43 171V174H46V175H49V176H52V177H54V176H58V184H53L54 183V180L56 179H51V181L50 180H48V179H46L48 182H51V187H52V189H57V190H59V189H61V191H62V189H65V190H68V192L70 191V189H72L73 190V188L74 189H76V190H78V191H75L77 194H80L79 195V197L80 198H87V196L89 195L88 194V192L91 194V190L93 191V187L92 186H90L88 183H86V182H89L88 180H86V172L83 174L84 175V177H85V179H79V178H74L75 179V181H74V179H71L69 176L70 175H73L72 173L74 172V169H75V171L76 172H78L77 170H78V168L75 166V167H72V164H75L76 162L77 163H79L80 162V160H78V161H76L77 160V158H79V159H85V158H87V154L88 153H90V157H92L93 158V161H95L94 159H99V160H102V162L104 161V162H106L107 161V159H108V163H109V161H110V159H114L115 161L117 160V161H120V163H122V164H125L124 163V161L126 162L127 160H129V162H130V160L132 161V162H134V159H137V160H135L136 162H138V164H139V160H140V158L142 157L141 156V154H144L145 156L143 157V158H146V156H151L152 154V150L156 147V151H157V145H155L154 143H156V144H158L159 143V141H157V139H155L157 142H155L154 140H153V136H152V133H151V130H150V128L152 127V125H158V123H159V119H162L163 117H168L167 115H163V114H161V112L159 113V114H156V115H153V116H151L153 119H154V121H146V122H140L138 125H137V127H139V128H144V129H142V130H137V135L138 136H136L135 135V139L134 140H132V141H128V140H126V141H124V143H128V144H131L130 146H128L126 149H124V150H120V148H119V150L118 149H115V152L113 153H110V154H107L106 153V151L104 150V146H102V143L104 142V141H106V140H108L106 137H108L109 136V133L111 134L113 131H114V129L113 128H116L115 126L117 125V122L119 121V119L121 118V116H118V117H120L119 119L117 118V119H114V120H112V119H110L111 118V116H110V124L107 122V119L106 118H104V116L109 112V111H111L112 109L111 108H109L108 109V105H109V103H108V101L106 102V104L108 103V107H105V108H102L103 109V111H100L101 109H100V107H104V106H102L101 105V103L103 104V102H101V100H103V97H104V95H103V93H104V91H103V93L102 94H100L99 92H98V95L100 94V96L101 95H103L102 97H100V96H98L97 97V99H94L95 97H96V95H95V97L93 98L94 99V104H93V106L92 105H90V106H92L90 109H89V111H87L86 112V114L83 116L84 117V119L82 120V121H84V122H81V124H78V125H80V126H84L85 125V123L88 121L87 119H90V117L92 118L91 120V122L90 123H92L93 125H95V124H106V126H108V124H109V126H112L111 128H109L107 131L105 130L104 131V133L102 134H99L100 132V130H98V132H97V130H93V134H99V136H95L96 138H94L93 140H92V144H90V143H88L89 142V140H90V142H91V139H89V138H92V137H90V135H88V134H90L89 132H83V130H82V134L81 135H77V131L76 130H74V131H72V129L70 128V129H67V127H72V126H74L75 127V120L74 121H72L70 124H68V122L67 123H64L63 125H65V126H61L62 124H61V122L58 120V119H56L55 120V118H56V112L58 113V111L59 112H61V113H58V115H61V114H63L64 115V112L62 113V111H66V112H68L70 109L64 104H62L61 103V101L62 100H59L60 98H58V97H56V94H54L53 93V91H52V89H51ZM84 93V95L88 98V96H90V94H86L85 93V91L83 92ZM136 93H139L138 92V89L136 88ZM197 94V93H196ZM217 94H219V93H217ZM228 94V95H227ZM250 94V93H249ZM107 95L108 94H106V98H107ZM118 95V96H117ZM222 95V94H221ZM113 96V95H112ZM90 98V97H89ZM105 98V99H106ZM229 98V97H228ZM42 99V98H41ZM45 99H47L46 97H45ZM104 99V100H105ZM108 99V98H107ZM245 99V98H244ZM48 100V99H47ZM51 100V99H50ZM90 100H91V98H90ZM96 100V101H95ZM103 100V101H104ZM113 100H116L115 98H113ZM118 100H117V102H118ZM230 100V99H229ZM233 99H231L230 101H232ZM235 100V99H234ZM43 101V100H42ZM45 101V100H44ZM111 101H112V99H111ZM222 101L224 102V99H222ZM250 101V100H249ZM40 102V101H39ZM51 102V101H50ZM92 102V101H91ZM90 102V103H91ZM101 102V103H100ZM112 102H114V101H112ZM116 102V101H115ZM115 102H114V104H115ZM116 102V103H117ZM168 102L171 104H175V103H177L178 102V98H172V99H169L168 98ZM51 103H53V102H51ZM104 103H105V101H104ZM41 104V103H40ZM106 104H103V105H105L106 106ZM111 104H113V103H111ZM113 104V105H114ZM89 105H87V106H89ZM116 105V104H115ZM118 106H119V104H117ZM121 105V104H120ZM39 106H41V105H39ZM110 106H112V105H110ZM121 107L123 108V106L121 105ZM208 107H210V106H208ZM223 107V106H222ZM85 108H87V107H85ZM85 108H84V110H85ZM112 108H115L116 110V112L114 111L113 112V110L111 111V112H113V113H116L117 114V110L119 109V107H118V109L116 108V107H112ZM226 110H235L236 108H238V107H236V106H226L225 105V107H224ZM244 108L246 109V110H249L250 109V107L249 106H244ZM46 109V110H45ZM105 109V110H104ZM111 109V110H110ZM178 109H180L181 110V108H178ZM206 109H209V110H211L212 108L210 107V108H206ZM62 110V111H61ZM107 110H109L108 112H107ZM119 110H121V109H119ZM160 110L161 111H163L164 110V107H161L160 108ZM83 111V110H82ZM51 113V116L49 115ZM85 113V112H84ZM98 114V116H99V118H98V116H97V118L95 117V114ZM112 113V114H113ZM67 114V113H66ZM116 114H114L115 115V117H117V115ZM57 115V116H58ZM63 115H62V117H63ZM108 115V114H107ZM71 116H73V115H71ZM71 116H70V118H71ZM108 116V117H109ZM187 116V115H186ZM185 116V114L184 115H175L174 116V120H172V121H175V122H173V124L174 125H176L179 129H178V131L179 130H181L180 129V126L181 127H185L186 125H187V123H186V125H185V122H184V120H182V118L184 117H186ZM192 116H194V115H192ZM192 116H190V117H192ZM248 116H250V114L248 115ZM34 117V116H33ZM51 117V118H50ZM64 117H66V116H64ZM73 117H75V116H73ZM71 118V119H77L76 117L75 118ZM81 117V116H80ZM82 117V118H83ZM114 117V116H113ZM112 117V118H113ZM114 117V118H115ZM146 117V116H145ZM190 117H189V119L187 120V121H189L190 120ZM202 117H205L204 115L202 116L201 115V117L199 118L200 119V121H202L201 120V118ZM209 118H213V119H216V118H222V116H220V115H210V116H208ZM228 117L229 118H231V119H233L234 118V115L233 114H230V115H228ZM58 118V117H57ZM60 118H61V116H60ZM67 119H69L68 117H66ZM65 118V120L63 119V121H66L67 119ZM78 118H79V115H78ZM81 118V119H82ZM86 118V119H85ZM146 118H148V116L146 117ZM166 118H165V120H166ZM108 119V120H109ZM199 119H197L198 121H199ZM203 119V118H202ZM196 120V119H195ZM203 120H205V119H203ZM62 121V120H61ZM68 121V120H67ZM70 121V120H69ZM78 121V120H77ZM90 121V120H89ZM88 121V122H89ZM169 121V120H168ZM186 121V122H187ZM194 121V120H193ZM193 121H191V122H193ZM33 121H30V123H32ZM163 122H166V121H163ZM29 123V124H30ZM58 123H60V124H58ZM89 123V124H90ZM108 123V124H107ZM194 126H196L197 128H199V127H201L202 126V128H203V126H204V124H205V122H195L194 121ZM210 123V122H209ZM213 124V126L214 127H223V128H227L228 126H230V127H236V128H239V127H249L250 125L248 124V123H236V122H231V124H227V122H222V121H214V122H212ZM59 125V126H61V127H58V126H56V125ZM84 124V125H83ZM163 124H165V123H163ZM158 125L159 126V128H160V126L162 127V126H164V125ZM171 124V123H170ZM14 125V124H13ZM168 125H169V123H168ZM210 125V124H209ZM92 126V125H91ZM118 126V125H117ZM158 126H156V127H158ZM172 126V125H171ZM188 127L190 126V127H192V124L190 125V121H189V125H187ZM187 126L185 127L186 129H187ZM208 126V125H207ZM211 126V125H210ZM13 127V126H12ZM56 127H58V128H62V127H66V131L62 128V129H60V130H64L65 131V136L64 137H62L61 135L59 136L60 138H63V139H60L59 137H58V135H57V133H58V131H57V129L58 128H56ZM175 127V126H174ZM196 127H195V129H196ZM14 128V127H13ZM94 128V127H93ZM98 128V127H97ZM155 128V127H154ZM205 128H206V125H205ZM74 129V128H73ZM78 129V128H77ZM174 129H176V128H174ZM184 129V128H183ZM183 129L181 130V131H183ZM84 130H85V128H84ZM185 130V129H184ZM192 130H194V127H192ZM94 131H96V132H94ZM177 131V129H176V132H178ZM186 131V130H185ZM185 131L183 132V133H185ZM196 131V135L197 136H195V139L194 140H196V142H194V143H196L197 145H195V148H196V151H197V148L199 147V150L197 151V153H195L196 154V157L194 156V155H192V154H190V155H192V157H195L196 159H197V161H196V163L195 162H193L194 163V167H190V166H188L187 168H189L190 167V172H188V171H186V173H192V174H194V175H190V176H194V178H195V176H196V178L198 179V181L199 182H201L202 183V181H205L204 180V178H206V175H212V176H217L218 177V181L219 182H221V185H213V184H210V185H205L206 187H208V188H205V186H203V184L201 185H197L195 188H191V189H194V191H196V190H198V192L200 193V192H203V191H205V190H207V191H209V192H211V194H209V195H207L206 197H205V195L202 197V198H204L205 197V199H204V201L202 200V202H198V201H196L194 204H193V207L194 206H198V207H200L201 208V210L199 209V210H197L195 207H194V209H196V210H193L195 213H197L199 216H200V218L204 221V218L206 217V216H209V215H211L210 213H213V211L214 210H212V209H214V206H216V205H224V206H222V207H224V209L222 210L223 211V213L221 214V220H220V223L222 224V226H227V224L225 223L226 221L225 220H227L226 218H227V216H226V218H224L225 220H222V218H223V216H225L226 214H227V212L226 211H228L229 209H230V207L232 206V204H233V201L232 200H229V199H226L225 198V194H224V191H229V190H231V189H233V186H232V188H231V186L228 184V183H226V178H224V179H222V177H224V175H221L222 173V171L226 174L227 173V170L226 169H224V168H221V172L219 171V169H220V166L222 165V162H221V160L219 161V162H216L214 159H212V156L211 155H209V154H211V152L208 154L206 151H204L205 149V147L203 148V146L205 145L206 146V144H208L209 145V139L204 135V132H202V131H199V129L198 130H195ZM195 131H193V134L195 135ZM204 131V130H203ZM63 132V131H62ZM102 132H103V130H102ZM106 132V133H105ZM133 132V131H132ZM131 132V133H132ZM172 132H173V130H172ZM175 132V131H174ZM173 132V133H174ZM175 132V133H176ZM180 132V131H179ZM189 132V131H188ZM210 132V131H209ZM212 132V131H211ZM224 132V131H223ZM231 132V131H230ZM91 133V134H92ZM157 133V132H156ZM169 133H171V131L169 132ZM173 133H171V134H173ZM189 133H191V132H189ZM214 134H219V136H214V140H213V144H214V147H218L219 145H220V141H223L222 139H221V135L220 134H222L221 133V131H214L213 132ZM233 133V135H230V137L232 138L231 140H233V141H236V144H237V142H240L239 144L240 145H242V144H245V145H250L251 144V141H250V136H249V134H251V133H253L252 131H242V130H236V131H233L232 132ZM255 133V132H254ZM258 133H260V132H258ZM14 134V133H13ZM108 135V136H105V135ZM167 134V133H166ZM177 134V133H176ZM175 134V135H176ZM186 134V133H185ZM184 134V135H185ZM209 134V133H208ZM224 134H226V133H224ZM227 134H228V130H227ZM131 135V134H130ZM165 135V134H164ZM174 135V134H173ZM174 135V136H175ZM206 135H207V133H206ZM94 136V135H93ZM172 135H170V137H169V135L167 134V137H168V139L170 138L171 140H172V137H171ZM173 136V137H174ZM208 136V135H207ZM229 136V135H228ZM228 136H227V138H228ZM131 137V136H130ZM185 137V136H184ZM194 137V136H193ZM13 138H14V136H13ZM132 138V137H131ZM187 138V136L185 137V138H183V136L181 135V134H177L176 136H175V139H176V141H175V139L174 140H172L173 142L175 141L176 143H174V146H175V144H176V146L178 145V144H183V143H185L186 141H188V140H190V138H189V136H188V140L186 139ZM183 139H186V141L185 142H183L184 140ZM211 139H212V136H211ZM165 140V139H164ZM166 140H167V138H166ZM191 140H192V138H191ZM229 140H230V138H229ZM238 140V141H237ZM14 141V140H13ZM168 141V140H167ZM233 141H232V143H233ZM123 142V141H122ZM121 142V143H122ZM130 142V143H129ZM27 143H32L33 144V146H31L32 147V149H33V151H29V149H28V147H27ZM165 143V142H164ZM188 144L190 143L189 141L187 142ZM229 143H231V141H229V142H227V144L229 145ZM186 144V143H185ZM30 145V144H29ZM119 145V144H118ZM120 145H122V144H120ZM159 145V144H158ZM167 145H169V144H167ZM172 145V144H171ZM170 145V146H171ZM192 145H194V144H192ZM182 146V145H181ZM180 146V147H181ZM186 145H184V147H185ZM190 146V145H189ZM197 146V147H196ZM213 146V145H212ZM31 147H29V148H31ZM159 147V146H158ZM162 147V146H161ZM179 147V148H180ZM183 147V148H184ZM192 147H194V146H192ZM245 146L243 145V148H244ZM160 148V147H159ZM159 148H158V150H159ZM164 148H166V146H164ZM250 148V147H249ZM31 149V150H32ZM161 149V151H158L159 152V156L160 157H165L166 158V154H165V151H163L164 152V156L163 155H161V153L160 152H162V148H160ZM169 149V148H168ZM181 149H182V147H181ZM185 150H181V151H184V152H186V153H188L189 151V149L186 147V148H184ZM188 149V150H187ZM194 149V148H193ZM204 149V150H203ZM247 149V148H246ZM154 150V151H155ZM166 150V149H165ZM170 150V149H169ZM169 150H168V152H169ZM174 149H172V151H173ZM177 150V149H176ZM176 150H174V151H176ZM152 151V152H151ZM171 150H170V152H172ZM33 152V153H32ZM168 152H167V154H168ZM177 152V151H176ZM178 152H179V150H178ZM192 152L194 153V150H192ZM245 152H246V150H245ZM13 153H15V152H13ZM228 153V152H227ZM226 153V154H227ZM247 153V152H246ZM154 154H157V152L156 153H154ZM172 155H170L169 157L171 158V160L172 159H176V158H179V159H182L183 158V156L181 155V154H179V153H176V154H174V153H171ZM218 154V153H217ZM248 154H249V156H250V151H248ZM187 155V154H186ZM225 155V154H224ZM246 156H248L247 154H245ZM244 155V156H245ZM158 156V155H157ZM216 156V155H215ZM227 156V155H226ZM152 157V156H151ZM153 157H155V156H153ZM40 158H43V159H41V161H40V163L38 164L37 163V160H39ZM76 158V159H75ZM165 158H163V159H165ZM187 158H189V155L187 156ZM219 158V157H218ZM221 158H222V156H221ZM88 159V158H87ZM148 159H151L150 157L148 158ZM155 159H156V157H155ZM158 159V158H157ZM156 159V160H157ZM178 159V161L180 162L181 160H179ZM184 159H185V156H184ZM192 159V158H191ZM194 159V158H193ZM21 160V161H22ZM73 160H75V163L73 162ZM143 160V159H142ZM154 160V159H153ZM155 160V161H156ZM170 160V159H169ZM170 160V161H171ZM185 160H187V159H185ZM218 160V159H217ZM223 160V159H222ZM24 161V160H23ZM83 161V160H82ZM162 161V160H161ZM172 161H175V160H172ZM188 161H192V160H188ZM188 161H186V162H188ZM29 162V164H30V161H28ZM28 162H23L24 164H26V163H28ZM34 162V161H33ZM39 162V161H38ZM89 162V161H88ZM92 162V161H91ZM90 162V163H91ZM104 162H103V164H104ZM131 162V163H132ZM143 163L144 162H146V161H142ZM142 162H140L141 164H142ZM151 162V161H150ZM164 162V161H163ZM184 161H181L179 164H180V166H181V163H183ZM224 162V161H223ZM76 163V164H77ZM81 163V162H80ZM130 163V164H131ZM149 164V161L148 162H146V165H143V166H147L148 164ZM175 163H177V162H175ZM185 163V162H184ZM183 163V164H184ZM188 163H190V162H188ZM192 162H191V164H193ZM75 164V165H76ZM82 164V163H81ZM102 164V163H101ZM117 164V163H116ZM116 164H114V165H116ZM122 164H120V166L122 165ZM145 164V163H144ZM154 165H155V163H153ZM152 163H151V165L152 166H154ZM163 164V163H162ZM224 164V163H223ZM2 165H4V164H2ZM1 164H0V166H2ZM31 165H29V166H31ZM97 165V164H96ZM96 165H94L95 167H94V169H92L91 167V169H90V171H91V173H92V171L93 172H96L97 170H95V168H97L96 167ZM105 166L107 165V164H104ZM104 165H103V167H104ZM127 165H129V164H127ZM126 165V166H127ZM151 165L149 166V168L151 167ZM157 165V164H156ZM178 164H174L173 162L172 163H170V164H168L167 166L165 165V164H163V166L164 167H162V170H160V172L161 173H163L164 174V176H166L167 175V177L171 174L172 175V173H173V177L171 176H169L170 177V179H172V180H174L175 179V181H172L173 182V184L176 186V184H178L177 182V180L176 179H179L180 177H179V175H175V177L177 176V178H175L174 177V173H177V174H179V172H178V170H175L174 169V167L175 166H177ZM185 165V164H184ZM186 165H188L187 163H186ZM6 166V165H5ZM4 166V167H5ZM27 166V165H26ZM37 166V167H38ZM78 166V165H77ZM86 166V165H85ZM87 166H89L88 164H87ZM85 167L84 169H85V171H87L86 170V168H88V167ZM109 166H111V165H109ZM108 166V167H109ZM117 166V165H116ZM131 166H132V164H131ZM130 165H129V167H131ZM140 166H142V165H140ZM140 166H137V165H135L134 164V166H132L130 169H127V168H125V171H128L129 173H130V175H131V178H132V180H131V178H129L130 179V181L131 182H133L132 183V187H133V185L135 184V183H139L140 184V187H137V188H140V189H145V191H146V189H149V190H152V191H155V189H163L164 188V185H165V181H169V180H167V179H162V180H164V181H162L161 179V181L162 182H164V184H163V186H161V185H159L158 183L156 184V183H154V179H153V181L151 180V178L149 179V174H150V171H149V169L148 168H146V167H140ZM10 167V166H9ZM28 167V166H27ZM82 167V166H81ZM114 167V166H113ZM122 167H124L123 165H122ZM122 167H120V169L122 168ZM155 167L156 166H154V168L153 167H151L150 168V170L153 168L154 170H155ZM178 167V166H177ZM222 167V166H221ZM12 168V167H11ZM15 168V167H14ZM35 168V167H34ZM74 168V169H73ZM179 168V167H178ZM185 168V167H184ZM5 169V168H4ZM33 169V168H32ZM81 169H83V168H81ZM81 169H80V171H81ZM83 169V170H84ZM107 169V168H106ZM123 169V168H122ZM127 169V170H126ZM177 169V168H176ZM183 169V168H182ZM182 169H181V167H180V170L182 171ZM35 170H37L36 168H35ZM35 170L33 171V172H35ZM108 170V169H107ZM111 170V169H110ZM158 170H159V168H158ZM179 170V171H180ZM186 170H189V169H186ZM113 171H115V170H113ZM113 171H109V172H107L106 174H107V178H105V179H107V180H110V178H112L113 177V175H114V172ZM5 172H6V170H4L3 171V169L2 168H0V174H5ZM30 172V171H29ZM82 172V171H81ZM84 172V171H83ZM98 172V171H97ZM101 172V171H100ZM160 172H158V173H160ZM183 172H184V169H183ZM156 173V172H155ZM160 173V174H161ZM180 173H182V172H180ZM35 174H36V172H35ZM78 174V173H77ZM76 174V176H78ZM92 174H95L96 176H97V174H99V173H92ZM154 174V173H153ZM152 174V176H154L155 177V174L153 175ZM6 175H7V173H6ZM45 175V176H46ZM74 175H75V173H74ZM95 175H91V176H95ZM158 175V174H157ZM44 176V175H43ZM89 176V175H88ZM151 176V175H150ZM181 176H183L182 174H181ZM98 177V176H97ZM157 177V179L158 178H160L159 176H156ZM161 177H163V176H161ZM179 177V178H178ZM184 177V176H183ZM185 177H186V175H185ZM185 177H184V179H185ZM226 177V176H225ZM47 178V177H46ZM189 178V177H188ZM45 179V178H44ZM114 179V178H113ZM116 179V178H115ZM128 179V178H127ZM150 180V181H148V182H153V185H152V187H151V185H149V187H145L143 184L144 183H146L147 184V180ZM157 179H155V180H157ZM169 179V178H168ZM181 179H183V178H181ZM86 180V181H85ZM159 179H158V181H159V183L160 184H162L161 183V181H160ZM186 181L185 182H187V178L185 179ZM67 181H71V182H75L76 184H78V182H80V184L79 185H77V186H75L74 185V187L71 185V183L70 184H67ZM76 181H78V182H76ZM100 181V180H99ZM112 181V180H111ZM124 181V180H123ZM127 181V180H126ZM189 181H192V179L191 178H189L188 179V182ZM228 181V180H227ZM119 182V181H118ZM125 182V181H124ZM129 182V180L126 182V183H128ZM131 182H129V184L131 183ZM171 182V183H172ZM185 182H183L184 184H185ZM214 182V181H213ZM212 182V183H213ZM216 182V181H215ZM229 182V181H228ZM99 183V182H98ZM108 183V182H107ZM106 183V184H107ZM110 183H112V182H110ZM110 183H108V184H110ZM181 183V182H180ZM182 183V184H183ZM223 183V184H222ZM53 184V185H52ZM100 184V183H99ZM117 184V183H116ZM152 184V183H151ZM156 184V185H155ZM172 184V185H173ZM187 185H188V183H186ZM186 184H185V186H186ZM218 184V183H217ZM8 185V184H7ZM102 185V184H101ZM114 186H111V188L113 187H115L116 188V185H115V183L113 184ZM154 185L156 186V187H154ZM158 185V186H157ZM166 185H171V184H168V183H166ZM173 185V186H174ZM189 185H190V183H189ZM232 185V184H231ZM5 186H6V184H5ZM4 185L2 186V187H4V188H7V186L5 187ZM148 186V185H147ZM178 186H180V187H182V189L185 187V186H181L180 184L178 185ZM177 186V189L179 190V188L180 187H178ZM50 187V186H49ZM50 187V188H51ZM95 187V186H94ZM135 187H136V184H135ZM134 187V188H135ZM114 188V189H115ZM131 187H129V189H130ZM133 188V189H134ZM9 189V188H8ZM95 189H97V187H95ZM118 189H120V188H118ZM121 189H122V187H121ZM132 189V188H131ZM130 189V190H131ZM140 189H136V190H140ZM166 189H168L167 187H166ZM173 191L174 190H176V187L173 189V188H171ZM190 189V190H191ZM234 189H235V186H234ZM117 190V189H116ZM123 190H124V188H123ZM126 190V189H125ZM172 190H168V191H171V192H173ZM2 191V190H1ZM52 191V190H51ZM74 191V190H73ZM72 191V192H73ZM88 191V192H87ZM118 191V190H117ZM127 191V190H126ZM129 191V190H128ZM133 191V190H132ZM134 191H135V189H134ZM141 191L142 190H140V194H141ZM157 191V190H156ZM159 191H161V190H159ZM163 191V190H162ZM166 191V190H165ZM232 191V190H231ZM19 192V191H18ZM62 192H64V190L62 191ZM61 192V193H62ZM65 192H67V191H65ZM64 192V193H65ZM84 192H86L87 193V195H86V193L84 194ZM93 192H95V191H93ZM92 192V193H93ZM131 192V191H130ZM139 192V191H138ZM137 192V193H138ZM147 192H149V191H147ZM167 192V191H166ZM166 192H164V193H166ZM179 192H180V190H179ZM182 193H183V190L181 191ZM180 192V194H181V196H184V195H182V193ZM184 192H188V191H185L184 190ZM190 192H192V191H190ZM5 193H8V191L7 192H5ZM60 193V192H59ZM76 193H75V196H76ZM136 193V192H135ZM150 193V192H149ZM164 193H163V195H161L160 193V195H149V194H147V197H149V198H151V200L153 199V201L155 202H160V203H162V201L164 202V205H165V202H169V203H173L172 202V200L170 199H168V197H167V195L165 196L164 195ZM198 193V194H199ZM69 194V193H68ZM94 194H96V192L94 193ZM139 194V193H138ZM144 194H146V193H144ZM153 194V193H152ZM175 194H176V192H175ZM174 193H173V198H174V200L177 198V199H179V196L176 194L175 195ZM185 194V193H184ZM198 194L197 195H192V196H194L195 198H197L196 196H198ZM201 194V193H200ZM199 194V196H202V194H204V193H202L201 195ZM60 195V194H59ZM63 195V194H62ZM73 195V194H72ZM143 195V194H142ZM14 196V195H13ZM56 196V195H55ZM58 196V195H57ZM67 196H70V195H66L65 197H67ZM74 196V197H75ZM95 196V195H94ZM98 196V195H97ZM146 196V195H145ZM178 196V197H177ZM191 196V197H192ZM59 197V196H58ZM91 197H92V194H91ZM96 197V196H95ZM95 197H92L93 199L95 198ZM100 197V196H99ZM229 197V196H228ZM227 197V198H228ZM68 198V197H67ZM102 198V197H101ZM158 198H164L165 200H159ZM184 198V197H183ZM193 198V197H192ZM199 198V197H198ZM197 198V199H198ZM24 199H26V198H24ZM79 199V198H78ZM87 199H90V197H88ZM139 199V198H138ZM186 199V198H185ZM190 199V198H189ZM10 200V199H9ZM33 200V199H32ZM96 200V199H95ZM181 200H183V202H184V199H182V197H181ZM193 200V199H192ZM196 200V199H195ZM6 201H8V200H6ZM5 201V202H6ZM12 201V200H11ZM82 201V200H81ZM79 202V203H82V202ZM85 201H87L88 202V200H85ZM91 201V200H90ZM89 201V202H90ZM96 201H99V200H96ZM148 201V200H147ZM176 201V200H175ZM5 202H3V203H5ZM34 202V201H33ZM87 202H86V204H87ZM92 202V201H91ZM93 202H94V200H93ZM194 202V201H193ZM192 202V203H193ZM9 203V202H8ZM7 203V204H8ZM22 203V202H21ZM24 204V207H21L19 210L20 211H22V212H20L19 210H18V217H17V221H16V223H15V230H13L12 232H10V233H12V234H10L11 236V238L12 239H15V240H17V241H15V240H13V241H15L14 242V247L12 246L11 248H9V250H7L6 251V253L8 252V254H9V256H10V259H15V258H18V257H20V256H22L23 254L24 255H26V256H28L29 257V260L30 259H32V258H34L35 256H38L40 253H41V249H40V247L38 248V246L37 245H33V244H31V242H32V234H33V229H35V228H37V224H38V222H39V217L40 216H38V212L35 210V208H33L32 207V205H30L31 203H29L28 201H25V202H23ZM97 202H95L94 204H96ZM99 203V202H98ZM97 203V204H98ZM114 203V202H113ZM159 203V204H160ZM191 203V201L189 202V205L190 204H192ZM6 204V203H5ZM72 204V203H71ZM83 204V203H82ZM82 204H80V205H82ZM85 204V202H84V205H86ZM90 204V203H89ZM92 205H93V203H91ZM186 204H188V202L186 201ZM186 204H184V205H186ZM20 205V204H19ZM166 205H168L169 206V204L167 203ZM174 205H175V203H174ZM177 205V204H176ZM175 205V206H176ZM1 206H2V210L5 212L6 211V213H7V210H6V207L8 206H6V205H4V204H1ZM6 206V207H5ZM83 206V205H82ZM89 206V205H88ZM155 206V205H154ZM153 206V207H154ZM156 206H158L157 204H156ZM155 206V207H156ZM163 206V205H162ZM162 206H160V207H162ZM174 206V207H175ZM31 207V210H29V208ZM114 207V206H113ZM219 207H221V206H219ZM233 207V206H232ZM73 208V207H72ZM157 208V207H156ZM171 208H173L172 206H171ZM8 209V208H7ZM22 209V210H21ZM154 209V208H153ZM222 209V208H221ZM179 210V209H178ZM219 210H220V208H219ZM17 211V210H16ZM108 211V210H107ZM183 211V210H182ZM191 211V210H190ZM76 212V211H75ZM172 212V211H171ZM217 212V211H216ZM5 213V214H6ZM40 213V212H39ZM100 213V212H99ZM111 213V212H110ZM169 213V212H168ZM181 213V214H180ZM221 213V212H220ZM48 214V213H47ZM79 214V213H78ZM78 214H76V216H78L79 217V215ZM187 213L186 212H179V215L177 216H173V218L170 220V223H172V227L170 228L171 230H176V231H181V232H185L186 234L191 230V228H190V230L188 229L189 228V225L191 224V219H192V217H191V215L190 216H188V215H186ZM214 214V213H213ZM50 215V214H49ZM72 215V214H71ZM104 215V214H103ZM127 215H129V214H127ZM67 216V215H66ZM73 216H75L74 214H73ZM107 216V215H106ZM50 217V216H49ZM72 217V216H71ZM70 217V219H72ZM129 217V216H128ZM191 217V218H190ZM198 217V216H197ZM75 218V217H74ZM102 218H103V216H102ZM162 218V217H161ZM166 218V217H165ZM208 218V217H207ZM69 219V217H68V221L70 222V221H72V220H70ZM76 219H77V217H76ZM99 219V218H98ZM100 219H101V217H100ZM111 219V218H110ZM132 219V218H131ZM153 219V218H152ZM156 219V218H155ZM194 219H196V218H194ZM262 219H264V218H262ZM54 220V219H53ZM75 220V219H74ZM65 221H67V219H65ZM167 221V220H166ZM213 221V220H212ZM211 221V222H212ZM228 221V220H227ZM261 221H264V220H261ZM72 222H74V221H72ZM71 222V223H72ZM151 222V221H150ZM156 222V221H155ZM208 222H210V221H208ZM26 223V224H25ZM102 223V222H101ZM105 223V222H104ZM113 223V222H112ZM133 223V222H132ZM139 223V222H138ZM161 223V222H160ZM199 223V222H198ZM197 223V224H198ZM202 223V222H201ZM26 225V226H28V228L26 229L27 231H24L23 230V225ZM63 225V224H62ZM73 225V224H72ZM122 225V224H121ZM150 225H152V224H150ZM192 225H193V223H192ZM119 226V225H118ZM101 227V226H100ZM152 227V226H151ZM153 227H154V225H153ZM231 228V227H230ZM104 229V228H103ZM123 229V228H122ZM155 229V228H154ZM40 230V229H39ZM67 230V229H66ZM125 230V229H124ZM139 230V229H138ZM170 230V231H171ZM118 231V230H117ZM194 231V230H193ZM225 232V231H224ZM35 233V232H34ZM154 233H155V231H154ZM191 233V232H190ZM258 233V232H257ZM260 233H262V232H259L258 234H259V236H260ZM142 234V233H141ZM133 234H129V233H127V232H125V231H118V232H114V231H107V232H103V231H101L100 229H98V228H96V229H86V230H84V231H82V232H74L73 234L72 233H70L69 235H68V241H69V243H70V251H69V256H75V255H77V254H79V255H81V256H88L90 259H88L87 257H84V258H80V261L84 264L85 262H86V264H97V261H101V260H110V258L113 256V255H115V256H118V255H124V256H126V257H130V259H131V261H133L135 264H155L154 263V261L149 257V255L147 254V251L145 250V248L143 249V247H145L144 245H143V242H140L141 240L139 239V238H141V237H139V238H137V237H135V236H132ZM195 235V234H194ZM194 235H190L191 237H194ZM220 235V234H219ZM232 235H234V234H232ZM230 236V237H233V236ZM249 236H250V234H248ZM139 236V235H138ZM187 236V235H186ZM221 236V235H220ZM249 236H247L248 237V239H247V241L245 242L246 244H244V246H248V248L246 249V247H244L246 250H244L243 249V241L241 242V244H240V247H242V249H243V251H247L248 249H249V246H250V250L252 249L251 248V245H253L254 247H258L259 246V248H257L258 250L257 251H259L260 252V255H262V254H264V253H262V252H264V250H261L260 248H262V247H264V245H262V244H253V242H251V245H250V241H249V239L251 238V240H253V236H250V238H249ZM37 237V236H36ZM188 237V236H187ZM199 237V236H198ZM246 237V238H247ZM261 237H262V235H261ZM260 237V238H261ZM208 238V237H207ZM228 238V237H227ZM234 238V237H233ZM259 238V239H260ZM19 239H20V241H22L23 243H25V244H27L29 247H22L23 246V244H20V242H18L19 241ZM34 239V238H33ZM66 239H67V235H66ZM156 239V238H155ZM212 239V238H211ZM242 239V238H241ZM258 238L257 239H255V237H254V243H257L258 241L260 242V243H262L261 241L262 240H259ZM261 239H264V237H262ZM36 240V239H35ZM140 240V241H139ZM152 240V239H151ZM188 240V239H187ZM256 240H258L257 242H256ZM34 241V240H33ZM153 242H154V239H153ZM142 243V244H141ZM158 243V242H157ZM198 244V243H197ZM261 245V246H260ZM78 247H80V248H82L84 251H79V252H77L76 251V249L78 248ZM112 247H115L116 249H113ZM253 247V248H254ZM53 248V247H52ZM146 248H147V246H146ZM183 248V247H182ZM40 249V250H39ZM241 249V248H240ZM256 249V248H255ZM52 250V249H51ZM229 250V249H228ZM261 250V251H260ZM173 251V250H172ZM257 251H255V253H257ZM149 252V251H148ZM213 252V251H212ZM0 253H4V252H2V251H0ZM150 253H151V251H150ZM165 253V252H164ZM234 253V252H233ZM252 253V252H251ZM262 253V254H261ZM242 254V253H241ZM253 254V253H252ZM259 254V253H258ZM50 255H52V254H50ZM49 255V260H51L52 258H51V256ZM180 255V254H179ZM226 255V254H225ZM239 255V254H238ZM54 256V255H53ZM52 256V257H53ZM114 257V256H113ZM173 257V256H172ZM244 257V256H243ZM252 257H253V255H252ZM120 258V257H119ZM158 258V257H157ZM161 258V257H160ZM163 258V257H162ZM190 258V257H189ZM241 258V257H240ZM261 258V257H260ZM114 259V258H113ZM120 259H122V258H120ZM119 259V260H120ZM234 259V258H233ZM242 259V258H241ZM255 259V258H254ZM129 260V259H128ZM240 260V259H239ZM238 260V261H239ZM126 261V260H125ZM162 261V260H161ZM236 261V260H235ZM122 262V261H121ZM38 264L37 262H33V261H30L29 262V264ZM125 262H123V264H124ZM133 263V264H134ZM162 263H165L166 264V262H162ZM168 263V262H167ZM16 264V263H15ZM21 264V263H20ZM23 264V263H22ZM28 264V263H27ZM126 264V263H125ZM129 264H131V263H129ZM157 264V263H156ZM161 264V263H160Z\"/></svg>",
    "mask_w": 264,
    "mask_h": 264
},
{
    "label": "crops",
    "instance_id": "obj_3",
    "mask_svg": "<svg viewBox=\"0 0 264 264\" xmlns=\"http://www.w3.org/2000/svg\"><path fill=\"white\" fill-rule=\"evenodd\" d=\"M17 1L18 0H14L15 4H10L9 2H7V0H0V21L2 22L0 23V29L2 28L0 30V35L2 34V32L7 33L10 30L11 32L8 33L11 36L13 32L16 35L15 36L13 34L12 37L14 40L12 44L7 48L8 50L7 52L2 51L3 47L0 41V60L3 62L1 65L0 72L2 71L3 67L7 64L11 56L16 52V50H19L15 58L11 60L9 68L6 69L4 76L1 78V82H0V86H5V85L7 86L6 80H11V83L9 85V94H6V92L2 90L4 87L0 88V93H1L0 102L1 103L8 102L10 104H14V103L22 104L20 105L21 107H19V109L17 108V110L15 111V114L13 115L14 118H20L21 116H23L24 112L28 113L29 110L32 109L35 105H36L35 113L36 112L40 113L41 111H43L44 110L43 108H45L44 107L45 101L43 99V96L47 87H50L53 93L56 94V97L60 98L59 100H62L61 103L63 105L65 104L70 110H80V111L83 110L82 115L84 116L86 112L89 111V109L93 106L94 99H97V97L100 96V94H102L103 91H106V89L103 87L114 86L113 88L116 89L115 85L117 83L118 84L117 86L118 88H120L119 90L121 91L122 86L119 87V84L121 83H119L120 81L116 79V76L119 75L122 71L128 74L127 80L131 81V78L138 77L139 74L136 75V72L139 73V71L132 64L130 65V55H129L130 50H113L111 48L114 46H118L120 43L119 40L122 38L121 24L120 22H118L119 18L121 16H123L124 18L128 15L129 16L128 18L131 19L133 16V14L127 13V12L130 13V11L133 10H130L128 8L121 9L119 7L121 6L119 4L120 0H89L91 2L87 7L89 11H91V8L96 6L97 11L102 15L103 20L107 25V29H109L108 34L104 35V37H102V39L99 40V42L97 43L98 45L95 44V46H92L91 44L93 29L88 26H82L81 25L82 20H80L79 17L72 14H65L64 10L62 9L63 7H65L67 1H69L70 5L74 4L75 6H81L83 4L81 0H58L54 4V7L51 8V10H47L46 13H45V9H46L45 5L47 4H44L47 2L46 0L44 1L26 0V2L27 1L29 2V4L30 1L31 3L33 2L32 7H34L35 11H36L35 7L37 8V11L39 12L40 15L37 14L36 16L34 10H32L33 13L31 12V14L33 15H31V14H25L23 11H20L19 9L27 6L29 7L31 4L27 5L28 2L25 3V1L21 0L22 3L25 4H23V6L21 5L20 7L19 5L21 4L20 0L19 2ZM126 1L129 7H136V5L137 7H141V6L148 7V4L152 5V3L154 2L156 3V0H154V2H152L153 0H145L144 2L146 1L149 2L146 3V5L144 4L143 0H139V1L126 0ZM111 3L112 5H115L117 7L112 12V16L110 18V16L108 15L106 16V12H107V8L110 6ZM156 4H154V6L153 5L151 6L153 8L154 7L156 8V9L154 8V14L152 17L157 19L161 16L160 18H163V20L165 19V21L168 19L169 22L171 20L170 15L172 12V10L170 9L171 8L170 4L168 3H165L163 5L162 3H156ZM6 5L12 7L14 6L13 8L17 9L20 15H27L25 17H30V19H27L29 22H34L43 16L41 18V21H39L35 25L36 38L31 40L25 46V48H20V47L18 48L19 44L24 39V36H22L24 34L22 32H18L6 18L7 15L4 10ZM15 5L17 6L15 7ZM159 6L160 9H157ZM163 6H165L166 10L167 8L169 9L167 10L169 11L167 13L168 15L166 14L165 16H162V14L160 13L161 8L162 9L164 8ZM213 6H214L213 9L215 10L214 12L216 14V19H209L208 17L201 19L199 16H190L185 21L186 23L184 25L181 24L182 28L187 33H196L202 35L205 34L208 35V37L214 38L215 33H217L216 32L217 29L225 30L227 28H230V25L236 22L250 21L251 17L255 14L253 0H220L216 3H213ZM89 11L87 10L86 12ZM157 14H160V16H158ZM3 27L4 29L5 28L6 29L4 30ZM205 27L208 29V34L207 31L204 30ZM210 30H215V31H210ZM19 37H22L21 38L22 40H19L20 39ZM41 39L47 40L52 47L51 50H42V53L39 54V50H35V49L37 47L38 41ZM83 40H88L90 43L88 45H83ZM115 40H117L118 44L115 43L116 42ZM217 40L218 41L223 40V38L219 37ZM129 65L131 67H129ZM145 69L147 70L146 66ZM78 82L81 86L77 84ZM130 85L131 86L139 85L140 87L144 88L146 87L147 82L144 84V86H142L143 84L131 81ZM79 88H85L87 90V92L86 90H84L85 93L87 95L90 94L88 98L89 97L91 98L90 101L92 102L89 104L92 106L86 104V102H88L87 101L88 99L84 95L83 89H79ZM113 91L114 89L111 91V93ZM98 92L100 93L99 95ZM103 95L105 94L103 93ZM103 95H101L100 97H102ZM111 95H113L112 101L114 102L115 101L117 102L118 98H120V95L119 97H115L116 94L114 93ZM142 95L144 96L143 98H141ZM150 95L153 94H151V92H149L148 89H144L141 96L139 97L141 98L139 103H137L135 107H133L134 105L133 104L124 114H120V112H122L121 105L123 103L121 102L119 103L118 100L117 103L115 102L116 104L115 105L114 102H112L111 100L108 101L103 97V100L105 99L104 100L105 103L103 100H101V102H103V104H106V102L108 101L109 105L107 103L105 106L100 102L101 105L104 106V107H100L101 109L100 111H103L102 108L108 106H109L108 109L109 108H111L112 110L114 109L113 112L116 109L112 107H116L117 109L119 107V109H121V110L119 109L117 110L118 115L116 113L111 112L112 111L111 109H110L111 111L107 110V112L109 111L107 113L108 115L106 114L104 118L108 117L110 114L112 115V116L110 115L111 116L110 119L112 120L117 118L119 119L120 117L118 116L124 118V120L121 118L119 119V121L117 122L118 126L116 125L115 126L116 128H114V131L112 132V133H121V135H124L123 139L122 140L108 139L107 141H110L111 143H113V145L118 146V144L119 145L122 144L125 141V139L128 138V136L137 127V125L142 120H144L158 104L157 98L153 99ZM113 98H115L116 100H113ZM42 102L44 106H42ZM111 103H113L114 105ZM117 104H119V106ZM48 107L49 106H47L46 108L48 109ZM40 108H42L43 110ZM114 114H116L117 117H115ZM97 116L98 114L96 113L95 117L97 118ZM28 119H30V117L27 118L25 121L27 122ZM117 146H115V148ZM104 150L106 151L107 154H110L115 149L113 147H108V148L104 147ZM2 212L3 210L1 206L0 214ZM1 220L2 219L0 215V225H1ZM16 221H17V217L14 219V223L11 220L7 221L5 223V232L0 233V251L4 252V253H0V264H7L14 262L13 260L10 259V256L8 254L9 251L7 253L6 251L9 250V248H11L14 245L15 241H17L15 239L10 238V234H11L10 232L15 230L14 226ZM18 242H20V244H23L22 247H29L27 244L20 241V239ZM19 261L20 260H18V262ZM37 262L42 263V258H39V256H37Z\"/></svg>",
    "mask_w": 264,
    "mask_h": 264
},
{
    "label": "built area",
    "instance_id": "obj_4",
    "mask_svg": "<svg viewBox=\"0 0 264 264\" xmlns=\"http://www.w3.org/2000/svg\"><path fill=\"white\" fill-rule=\"evenodd\" d=\"M74 264H78V263H74Z\"/></svg>",
    "mask_w": 264,
    "mask_h": 264
}]
</instances>
